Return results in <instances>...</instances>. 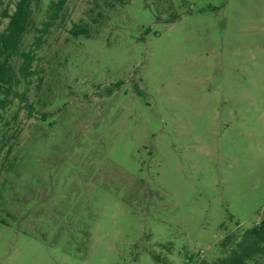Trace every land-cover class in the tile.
<instances>
[{
  "label": "rangeland",
  "instance_id": "374dc122",
  "mask_svg": "<svg viewBox=\"0 0 264 264\" xmlns=\"http://www.w3.org/2000/svg\"><path fill=\"white\" fill-rule=\"evenodd\" d=\"M112 2L67 0L2 114L0 264L211 262L264 214V0Z\"/></svg>",
  "mask_w": 264,
  "mask_h": 264
},
{
  "label": "trees",
  "instance_id": "16d2710c",
  "mask_svg": "<svg viewBox=\"0 0 264 264\" xmlns=\"http://www.w3.org/2000/svg\"><path fill=\"white\" fill-rule=\"evenodd\" d=\"M103 1L115 4L113 0ZM114 1L122 3L123 0ZM66 3L67 0H50L48 3L45 0H17L13 9L9 7L3 11L2 16L8 22L0 31V120L16 100L32 114L34 106L29 103L27 91L34 78L40 75L36 69L40 60L38 53L52 30L61 24ZM69 32L75 38L92 35L87 23H75ZM30 36L32 43L27 49L25 45ZM220 247L221 257L211 262L197 259L195 264H264V214L252 227L226 235L220 241ZM151 255L158 263H168L157 253L151 251ZM189 258L193 260L192 256Z\"/></svg>",
  "mask_w": 264,
  "mask_h": 264
}]
</instances>
